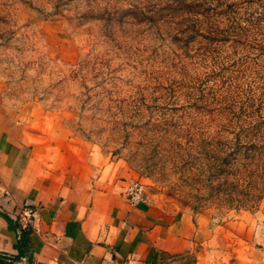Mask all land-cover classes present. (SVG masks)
I'll return each instance as SVG.
<instances>
[{"label":"rangeland","instance_id":"1","mask_svg":"<svg viewBox=\"0 0 264 264\" xmlns=\"http://www.w3.org/2000/svg\"><path fill=\"white\" fill-rule=\"evenodd\" d=\"M0 114L261 246L264 0H0Z\"/></svg>","mask_w":264,"mask_h":264},{"label":"crops","instance_id":"2","mask_svg":"<svg viewBox=\"0 0 264 264\" xmlns=\"http://www.w3.org/2000/svg\"><path fill=\"white\" fill-rule=\"evenodd\" d=\"M0 114V264H264V232L231 246L203 214L130 205L137 175L87 145L42 143ZM146 197V196H145ZM32 209L23 226L17 212Z\"/></svg>","mask_w":264,"mask_h":264},{"label":"built area","instance_id":"3","mask_svg":"<svg viewBox=\"0 0 264 264\" xmlns=\"http://www.w3.org/2000/svg\"><path fill=\"white\" fill-rule=\"evenodd\" d=\"M125 196L130 205H135L146 199L142 185L138 181H133L128 185ZM17 216L23 226H28L31 223L32 209L28 206H21L17 212Z\"/></svg>","mask_w":264,"mask_h":264},{"label":"trees","instance_id":"4","mask_svg":"<svg viewBox=\"0 0 264 264\" xmlns=\"http://www.w3.org/2000/svg\"><path fill=\"white\" fill-rule=\"evenodd\" d=\"M247 146H246V148H248L251 151L252 149H258L260 147L263 148L264 147V144H254V143H252V144L247 145ZM248 149H246V150H248Z\"/></svg>","mask_w":264,"mask_h":264}]
</instances>
